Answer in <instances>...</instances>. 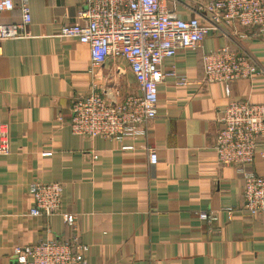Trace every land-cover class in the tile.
<instances>
[{"label": "crops", "instance_id": "obj_1", "mask_svg": "<svg viewBox=\"0 0 264 264\" xmlns=\"http://www.w3.org/2000/svg\"><path fill=\"white\" fill-rule=\"evenodd\" d=\"M29 4V35L3 41L0 53V123L11 140L10 153L0 155V264H18L17 245L71 235L59 214H30L34 181L64 183L62 210L77 214L87 264H264V213L242 209V176L214 150L227 90L231 98L264 103V33H211L197 50L166 58L164 70L176 75L159 84L158 114L146 135L93 138L71 132L72 101L93 85L117 102L139 92L130 64L110 57L92 68L89 47L59 35L63 24L78 21L81 0ZM165 4L182 18L196 15V0ZM20 21L18 5L0 15L5 24ZM222 45L249 55L258 67L254 79L204 80L203 54ZM149 147L158 153L155 165ZM263 152L264 141L254 163L262 175ZM231 206L228 219L222 209ZM201 211L218 212V219L203 220Z\"/></svg>", "mask_w": 264, "mask_h": 264}, {"label": "built area", "instance_id": "obj_2", "mask_svg": "<svg viewBox=\"0 0 264 264\" xmlns=\"http://www.w3.org/2000/svg\"><path fill=\"white\" fill-rule=\"evenodd\" d=\"M78 21L63 24L59 35L73 38L89 47L91 67L103 64L110 57H123L129 64L139 92H131L122 101H112L93 85L92 90L76 95L69 121L74 135L122 140L126 135L144 136L158 114V86L166 77V58L181 50H197L211 33L232 38L247 37L240 27L253 28L255 35L264 33V0H196V15L182 18L165 0H81ZM19 6L21 21L0 22L2 43L29 35L32 21L29 0H0V15ZM233 45V44H232ZM222 45L203 54L204 80L209 83L254 79L256 63L241 48ZM179 83L187 82L181 77ZM227 103L218 111L220 129L214 146L217 161L234 165L243 179L242 209L251 216L264 213V174L255 170L257 148L264 141V103L234 99L227 90ZM58 116V120H62ZM8 127L0 123V155L11 151ZM149 161L155 165L159 156L149 147ZM264 155V152H263ZM97 157L96 155L94 156ZM34 216L59 214L71 235L60 240L40 238L36 242L14 247L18 264H87L78 233L77 214L62 210L65 185L62 182L34 181L28 186ZM236 207L222 209L228 219ZM203 220L218 219V212L201 211Z\"/></svg>", "mask_w": 264, "mask_h": 264}]
</instances>
